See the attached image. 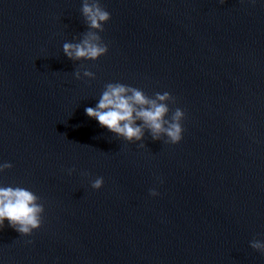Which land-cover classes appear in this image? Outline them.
<instances>
[{"label":"clouds","instance_id":"clouds-1","mask_svg":"<svg viewBox=\"0 0 264 264\" xmlns=\"http://www.w3.org/2000/svg\"><path fill=\"white\" fill-rule=\"evenodd\" d=\"M82 13L89 27L93 29L101 28L102 24L110 19V13L101 9L98 3L89 4L87 0L82 6ZM97 40L96 35L89 33L81 43H65L64 53L70 59H98L107 53V48L96 43ZM84 74L91 75L89 72ZM167 98V93L157 97L159 101ZM167 111L165 104L148 99L140 90L121 83L107 85L96 106L85 109L89 118L95 119L101 127L125 140H141L144 127H147L154 139L158 138L160 133H165L173 144H177L182 140L183 127L180 121L184 119L185 114L183 110L178 109L173 118L174 122L168 123L163 119ZM137 121H142V125H138ZM8 167L11 165L2 164L0 170ZM103 184V178H98L92 187L99 190ZM150 195L155 197L159 193L151 189ZM36 201L35 194L27 189L0 187V230L5 227L6 221L8 227L25 236L38 229L41 226L40 214L43 208ZM250 246L257 251H264V242L256 241Z\"/></svg>","mask_w":264,"mask_h":264},{"label":"water","instance_id":"water-1","mask_svg":"<svg viewBox=\"0 0 264 264\" xmlns=\"http://www.w3.org/2000/svg\"><path fill=\"white\" fill-rule=\"evenodd\" d=\"M241 76L264 104V0H192Z\"/></svg>","mask_w":264,"mask_h":264}]
</instances>
